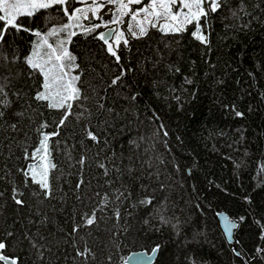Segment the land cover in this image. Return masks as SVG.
Instances as JSON below:
<instances>
[{"label":"trees","instance_id":"1","mask_svg":"<svg viewBox=\"0 0 264 264\" xmlns=\"http://www.w3.org/2000/svg\"><path fill=\"white\" fill-rule=\"evenodd\" d=\"M57 9L17 23L46 33L67 22ZM124 20L119 27L126 32L134 22ZM192 30L176 34L149 27L143 38L129 36L117 63L95 33L73 28L77 35L67 47L79 65L71 75L80 77L75 83L81 98L69 101L71 114L57 128L68 109L33 99L42 77L24 60L40 38L9 27L0 42L7 57H0V75L9 77L6 90L13 100L0 120L4 254L19 256L23 264H124L131 252L159 244L154 264H264V0H243L242 9L241 0H228L211 16L208 45ZM56 39L49 37V43ZM45 123L42 132L59 133L48 142L45 162L55 167L48 170L47 198L30 178L26 185L19 171L41 164L31 154ZM87 130L98 139H89ZM13 187L24 193L23 207L12 200ZM119 192L124 197L117 200ZM145 197L152 203L140 204ZM93 210L95 223L87 225ZM220 211L231 219L245 217L233 244L220 228ZM86 247L90 254H77Z\"/></svg>","mask_w":264,"mask_h":264},{"label":"snow or ice","instance_id":"2","mask_svg":"<svg viewBox=\"0 0 264 264\" xmlns=\"http://www.w3.org/2000/svg\"><path fill=\"white\" fill-rule=\"evenodd\" d=\"M75 2L83 6L73 7V0H0V13H2L0 14V22H4L3 29H0V42L5 39L9 27L15 28L17 31H30L40 38L38 42H34L32 52L24 60L32 70L37 71L42 77L40 89L36 92L33 99L36 101H47V106L52 109H68L57 124V128L62 127L68 115L71 114V104L69 101L79 100L81 98L80 89L75 83L80 77L78 75H71V72L75 68H78L79 65L75 63L76 57L72 55L67 47L68 44L72 43V37L77 35V32L73 31V28H83L85 35L95 33V39L102 41L106 46L107 52L119 63L121 56L118 54V50L122 46L129 44V36L135 39L143 38L148 35L149 27L158 28L163 33L178 34L188 31L189 26H192L193 30L191 31V35L200 41L201 44L208 45L209 39L207 31L211 22V16L221 11L227 5L228 0H75ZM109 5H114L115 11L108 7ZM55 6H58L57 10L61 11L67 17V22L59 27L50 28L46 33L42 34L39 29L25 28L22 22L17 23L19 17H32L40 10L50 9ZM133 6L138 7L134 8ZM242 8L243 0H241ZM109 13L111 14V18L105 20L104 14ZM232 14L236 15V12ZM125 17H129L134 22L126 24V32L128 35H126L125 30L119 27V25L125 23ZM83 20H98L100 22L83 26L81 23ZM109 25H115L116 27L109 28ZM100 28H107L108 31L97 32V29ZM60 33H66L65 37L59 38ZM49 37H57L55 43H49ZM0 57L7 60V57L2 56V54H0ZM16 59L18 58L13 57V62ZM0 70H2V66H0ZM176 71H179V69H176ZM123 75L124 71L122 70L121 74L112 80V84L115 85ZM188 82L190 83L191 81ZM8 84L9 77L0 75V120H4L13 104L9 92L6 90ZM13 95L18 94L13 93ZM100 107L103 108V105H100ZM14 115L19 117L23 116L24 113L16 112ZM235 115L241 117L243 113L236 111ZM8 126L13 131L17 129L16 124H10ZM46 127V123L41 124L40 129H37V131H41V129ZM163 127L161 125V129ZM57 135H59L58 132L44 133L41 131L42 139L39 142V146L31 154L32 159L39 157L41 164L39 166L29 165L27 169L19 170L26 178L25 184L27 185L28 178H30L32 183L39 185L45 198L51 196L48 170L49 167H55L54 164L45 162L49 155L48 142L52 136ZM164 135L167 136L168 133L165 131ZM87 136L93 141L98 139L97 135L91 130H87ZM25 158H29L27 149H25ZM81 163H83V160H81ZM100 167L103 168L104 165L101 164ZM105 174H107V170ZM77 187H80V185L78 184ZM23 195V192L13 187L11 198L16 205L24 206L25 201L20 198ZM33 195L39 196L40 193H33ZM2 196L3 192H0V197ZM121 197H124L123 192H119L116 199L119 200ZM139 203L144 205L151 204L152 198L145 197ZM119 214V210L117 209L115 215L119 216ZM95 220L96 213L93 210L91 217L86 219V224L92 225L95 223ZM244 220V216H240L237 219L225 217L224 231L228 237L232 236L233 231L238 229L239 224L244 222ZM41 222L43 223V221ZM79 227V225L75 226L73 232H76ZM12 235V232L6 233L7 237H11ZM25 238L29 239L33 248L39 250V245L30 237L25 236ZM7 247L8 245L5 240L0 238V262H3V264H23L19 256L4 254ZM160 248L161 246L157 244L151 249V252L157 254ZM90 253L91 250L87 247L84 252L77 251V254L80 256ZM40 255L42 257L43 254L40 253Z\"/></svg>","mask_w":264,"mask_h":264},{"label":"water","instance_id":"3","mask_svg":"<svg viewBox=\"0 0 264 264\" xmlns=\"http://www.w3.org/2000/svg\"><path fill=\"white\" fill-rule=\"evenodd\" d=\"M111 28H114V27H111ZM107 31L108 29L104 30V32H107ZM225 217H228L229 219H231L230 216L225 211H220L217 213V219H218L220 228L222 232L224 233L226 240L228 241L229 244H233L235 230L233 231L232 236L228 237V235L224 231ZM233 250H235L234 252L237 256H241V253L236 246H233ZM157 257H158V253L153 254L151 251H146V250L133 251L127 256V258L124 261V264H154Z\"/></svg>","mask_w":264,"mask_h":264},{"label":"rangeland","instance_id":"4","mask_svg":"<svg viewBox=\"0 0 264 264\" xmlns=\"http://www.w3.org/2000/svg\"><path fill=\"white\" fill-rule=\"evenodd\" d=\"M82 6H83V5H78L77 7H82ZM111 6H112V5H109L108 7H111ZM113 6H114V5H113ZM114 10H115V9H114ZM89 15L91 16V14H89ZM110 17H111V16H110ZM86 21H87V20H83V21L81 22L82 25H85V23H87ZM90 21H92L93 23H95L94 20H90ZM86 26H87V25H86ZM108 27L111 28V25H109ZM105 29H107V28H103L102 31H104Z\"/></svg>","mask_w":264,"mask_h":264}]
</instances>
